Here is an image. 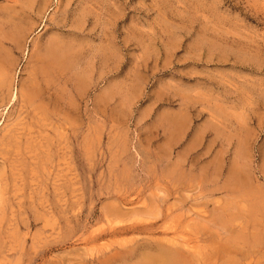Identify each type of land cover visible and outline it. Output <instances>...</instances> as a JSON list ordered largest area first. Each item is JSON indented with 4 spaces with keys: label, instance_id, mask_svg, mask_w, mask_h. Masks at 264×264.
Here are the masks:
<instances>
[{
    "label": "rangeland",
    "instance_id": "374dc122",
    "mask_svg": "<svg viewBox=\"0 0 264 264\" xmlns=\"http://www.w3.org/2000/svg\"><path fill=\"white\" fill-rule=\"evenodd\" d=\"M162 249L264 264V0H0V264Z\"/></svg>",
    "mask_w": 264,
    "mask_h": 264
},
{
    "label": "bare ground",
    "instance_id": "6f19581e",
    "mask_svg": "<svg viewBox=\"0 0 264 264\" xmlns=\"http://www.w3.org/2000/svg\"><path fill=\"white\" fill-rule=\"evenodd\" d=\"M64 56V55H63ZM66 56V55H65ZM65 58V57H64ZM70 58V57H68ZM67 61V60H66ZM59 62V61H58ZM70 62V61H69ZM65 63V62H64ZM61 64V62H60ZM67 67V65H66ZM78 81V80H77ZM34 89V88H33ZM33 95V94H32ZM159 253L150 255L147 258H145V262L148 264H156L157 262H162L163 264H180V262H177V260L172 256V254L168 253L167 250L162 249L158 251ZM171 255V256H170ZM179 261V260H178ZM182 264V263H181ZM184 264V263H183Z\"/></svg>",
    "mask_w": 264,
    "mask_h": 264
}]
</instances>
